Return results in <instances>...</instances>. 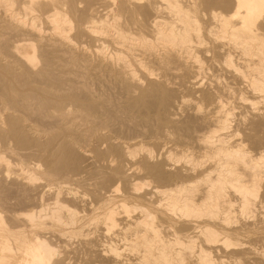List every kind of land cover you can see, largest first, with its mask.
Returning a JSON list of instances; mask_svg holds the SVG:
<instances>
[{
  "label": "bare ground",
  "instance_id": "1",
  "mask_svg": "<svg viewBox=\"0 0 264 264\" xmlns=\"http://www.w3.org/2000/svg\"><path fill=\"white\" fill-rule=\"evenodd\" d=\"M74 239L264 264V0H0V264Z\"/></svg>",
  "mask_w": 264,
  "mask_h": 264
},
{
  "label": "rangeland",
  "instance_id": "2",
  "mask_svg": "<svg viewBox=\"0 0 264 264\" xmlns=\"http://www.w3.org/2000/svg\"><path fill=\"white\" fill-rule=\"evenodd\" d=\"M83 45H84V44H83ZM84 46H86V45H84ZM217 68H218L219 70H221L219 67H216V68L213 67V69H215V70H213L212 68H210V70H209V71L207 70V71H208V73H211V71H212V73H217V72H215ZM211 69H212V70H211ZM219 70H218V71H219ZM207 71H206V73H207ZM213 71H214V72H213ZM208 73L205 74V75H206V77H205L206 79L203 77V76H205L204 73L201 74L202 76L200 75V76L202 77L201 79H202L203 81H204V79H205V81H208V80H209L208 77H209L210 75H209ZM212 73H211V74H212ZM219 73H221L220 75L223 74L222 71H219ZM207 75H208V76H207ZM222 77H224V76H222ZM222 77H221V78H222ZM203 78H204V79H203ZM221 78H220V79H221ZM207 79H208V80H207ZM205 81H204V82H205ZM205 84H207V83L205 82ZM188 98H189V97H188ZM190 98H191V97H190ZM189 101H190V100H189ZM188 109H190V108H188ZM234 117H235L236 119H235L234 121L232 120V122H233V123H236L235 121H237L238 116L236 115V116H234ZM156 150H157V149H156ZM176 158H177V162H176V159H175V158H174L173 160H175V161H174L175 164H178V162H180V161H178V157H176ZM173 160H172V161H173ZM180 163H181V162H180ZM154 183H155V182L151 181V182H150V185H154ZM148 186H149V185H148ZM165 224H167V223H165ZM165 224L163 223V225H165ZM75 240L77 241L78 239H74V240H73V242H74L75 244H74V243H72V245L70 244V245H69V246H71L70 249H72V247H73L74 245H76V246L78 247L77 244H80L79 241H77V243H76ZM117 242L120 243L119 241H117ZM81 245H82V246H81ZM76 246L73 247L74 250H76V251H73V249H72V251L70 250V252L68 253V256H69L70 259H71L70 264H81V263L83 264V262H84V264H86V262H88V264H92V263H93V264H94V263L99 264V262H100L99 260H100V259H101V262H102V259H103V262H104V261H105V262H106V261H109V264H114L113 261H112V262L110 261V257H108V256H105V257H106V258H105L106 260H105L104 257H102V256H99V255L94 256L93 254H91V252L88 253V252H86V250H82V249H80V248H84V249H86V247H85L83 244H80V245H79V248H77ZM80 246H81V247H80ZM232 246H233V245H232ZM75 248H76V249H75ZM229 248H232V247L229 246ZM237 248H241V246H238ZM237 248H236V249H237ZM220 250H222V249H220ZM231 250H232V249H231ZM229 251H230V250H229ZM222 252H223V251H222ZM222 252H221V254H222ZM224 253H225V252H224ZM75 254H76V255H75ZM86 254H89L90 257H88V255H86ZM130 254H131L130 251H129V252H125L124 254L121 255L122 257L120 256L121 258H119V259L122 260V262H125V261H127V260H129V262H130V259L136 261L135 258H137L136 256H138V255L132 253V254H131V255H133V258H132V256H131ZM91 255H92V256H91ZM128 255H130V256H128ZM83 256L86 257V259H88V260H86L85 258H83ZM98 256L101 257V258H99ZM243 256H246V255H243ZM243 256H242V257H243ZM248 256H249V255H248ZM71 257H72V258H71ZM73 257H74V258H73ZM95 257H97V258H96V261H98V262L95 261ZM123 257H124V258H123ZM126 257H127V259H126ZM128 257H129V259H128ZM130 257H131V258H130ZM93 258H94V259H93ZM107 258H109V260H108ZM122 258H123V259H122ZM70 259H69V260H70ZM90 259H91V260H90ZM97 259H98V260H97ZM82 260H84V261H82ZM89 260H90V262H89ZM123 260H124V261H123ZM132 260H131V262H132ZM228 260H229V259H228ZM247 260H250L249 257L247 258ZM85 261H86V262H85ZM91 261H92V262H91ZM134 261H133V262H134ZM244 261H245V258H244L243 261H240V262H241V263H242V262L244 263ZM127 262H128V261H127ZM245 262H246V261H245ZM246 263H249V264H250L249 261L246 262ZM106 264H108V262H107ZM229 264H230V263H229Z\"/></svg>",
  "mask_w": 264,
  "mask_h": 264
}]
</instances>
